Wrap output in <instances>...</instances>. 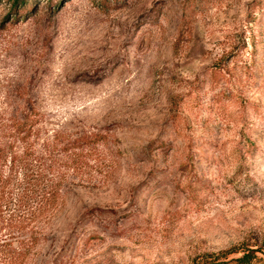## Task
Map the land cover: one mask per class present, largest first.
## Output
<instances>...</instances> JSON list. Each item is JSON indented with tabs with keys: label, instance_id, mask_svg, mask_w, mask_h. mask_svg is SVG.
Instances as JSON below:
<instances>
[{
	"label": "rangeland",
	"instance_id": "374dc122",
	"mask_svg": "<svg viewBox=\"0 0 264 264\" xmlns=\"http://www.w3.org/2000/svg\"><path fill=\"white\" fill-rule=\"evenodd\" d=\"M234 248L264 264V0H0V264Z\"/></svg>",
	"mask_w": 264,
	"mask_h": 264
},
{
	"label": "trees",
	"instance_id": "16d2710c",
	"mask_svg": "<svg viewBox=\"0 0 264 264\" xmlns=\"http://www.w3.org/2000/svg\"><path fill=\"white\" fill-rule=\"evenodd\" d=\"M30 156V154H28ZM29 156H26L23 154V156H18L16 160L20 163L21 169L20 172L17 173L18 177L21 176V178L17 177V186L16 189H21L19 194H16L17 196L23 194L20 198H28L32 197H37L38 199H44V200H55L56 197L58 196V182H53L52 179L49 180L48 184H45L42 182L43 180V174H42V169L44 165L42 164L41 157H36L34 155L33 160H35V163H38L39 166H33L31 168L30 165H32L29 162ZM15 163V159H14ZM47 170V168H45ZM51 173V170L50 172ZM54 174L52 173V176ZM57 178L58 180L62 179V175H60V172L57 171ZM48 181V180H47ZM34 186V188L32 187ZM40 189V190H39ZM30 193V195H29ZM259 252V250H254V249H231L225 254H230V253H240L241 255L236 258H232L229 260L225 261H220L219 255L214 256V258L208 262H204L201 264H253L256 260H259V258L256 256L255 253ZM224 254V255H225Z\"/></svg>",
	"mask_w": 264,
	"mask_h": 264
}]
</instances>
